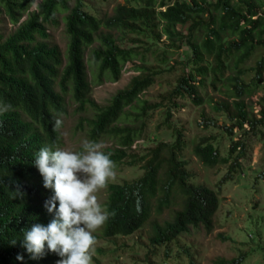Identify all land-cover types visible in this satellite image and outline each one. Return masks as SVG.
<instances>
[{
    "label": "trees",
    "instance_id": "trees-1",
    "mask_svg": "<svg viewBox=\"0 0 264 264\" xmlns=\"http://www.w3.org/2000/svg\"><path fill=\"white\" fill-rule=\"evenodd\" d=\"M123 1L112 14L98 16L85 8L83 0H42L33 11L29 9L35 0H0V264H57L60 259L54 253L30 259L21 239L32 224L46 225L52 219L44 208L52 192L43 187L32 161L41 147L60 148L68 99L77 105V112H93L87 120L89 141L114 134L119 147L107 153L114 165L129 159V165L143 170L135 180L106 184L102 207L110 215L101 228L103 238L146 230V257L155 258L162 248L167 258L191 230L214 231L219 194L190 182L187 164L179 159L185 148L180 131L172 144L161 142L142 156L127 154L143 135L148 112L163 106L141 99L163 71L147 65L146 52L164 64L167 54L182 46L189 51L182 74L163 96L171 106L166 120L178 100H187L225 114L230 134L243 131L227 155L214 137H201L193 146L202 165L229 164L219 189L240 168L247 136L264 128V93L255 103L256 113L254 105L246 102L264 91V0ZM61 11H67L64 53L47 32L58 24ZM4 18L16 26L13 32L4 33ZM125 41L131 46H121ZM160 43H166L165 51H160ZM253 59L254 65L246 68ZM131 61L139 62L134 63L138 74L106 106L94 103L92 85L117 82ZM208 81L214 88L220 84L232 100L207 97L203 91ZM57 119L61 121L58 128L54 127ZM202 120L205 128L215 125L204 115ZM182 253L189 258L188 264H195L189 250L180 248ZM17 254L24 260L18 261ZM243 257H215L210 264H240Z\"/></svg>",
    "mask_w": 264,
    "mask_h": 264
},
{
    "label": "rangeland",
    "instance_id": "rangeland-1",
    "mask_svg": "<svg viewBox=\"0 0 264 264\" xmlns=\"http://www.w3.org/2000/svg\"><path fill=\"white\" fill-rule=\"evenodd\" d=\"M41 1L35 0L29 11L36 10ZM83 2L88 11L98 16L110 15L118 4L124 3L123 0H83ZM66 13L67 11L59 12L58 24L50 26L47 31L50 35L49 40L60 47L63 53L67 48L63 20ZM25 18L26 16L21 17L20 21L22 22ZM2 28L4 33L8 34L13 32L16 26L12 25L8 18H4ZM162 41H166V38L163 37ZM121 46L130 47L131 42L125 41ZM159 47L161 52L165 51L166 43H160ZM145 54L148 66L153 65L163 71L157 82L142 94L141 99L150 104L162 102L163 106L148 112L144 119L143 135L126 150L127 154L142 156L161 142L172 144L175 142L177 131H180L183 134L185 148L180 152L179 159L187 164V169L191 174L190 182L194 185H205L219 194L215 229L211 234L193 229L179 239L178 247L172 248L167 258L163 255L162 248L158 250V255L155 258L152 256L147 258L146 230L138 231L133 236L109 239L101 236V226L94 233L96 238L91 264H188L189 258L183 253L179 254L180 248L190 251L191 260L195 264H210L215 257L232 259L240 256H244L240 264H264V128L257 135L247 136L246 156L241 160L240 168L219 189L218 183L228 173L229 164L215 168L206 167L194 155L193 146L201 137H214L222 154L227 155L232 143L242 137L243 131L230 134L227 132V128L231 124L225 114L214 113L208 104L196 107L187 100H178V107H172L169 110L171 117L166 120L168 109L171 106H169L170 102L163 100V96L174 86L176 78L182 74L184 67L182 62L186 61L189 51L186 46H182V48L167 54V62L164 64L158 63L154 54L150 52ZM254 62V59L249 61L245 67L253 66ZM134 63L139 64L138 61L125 64L122 76L117 82L106 80L102 84H93L90 98L94 103L106 106L118 90L126 87L132 77L138 74L135 71ZM230 73L228 72L227 76ZM249 74L251 77L254 75L253 72ZM222 89L220 84L214 88L208 81L203 93L207 94V97L231 101L232 99H228L223 94ZM263 93L264 91L259 90L246 100L248 104L254 105V113L258 110L255 103ZM67 102L66 111L62 116L63 125L60 128L62 139L60 148L82 151V142L89 141L87 120L94 114L90 109L86 112H77V105L71 103V99H68ZM203 115L215 125L205 128L202 120ZM98 143L102 145L101 150L105 153L112 152L119 147L117 139L112 133L104 136ZM129 161L126 159L122 163L115 164L114 176L107 183L132 181L143 174V170L139 166H131ZM106 188L105 186L95 193L101 205L106 199ZM167 215L165 211L163 217L167 218Z\"/></svg>",
    "mask_w": 264,
    "mask_h": 264
},
{
    "label": "clouds",
    "instance_id": "clouds-1",
    "mask_svg": "<svg viewBox=\"0 0 264 264\" xmlns=\"http://www.w3.org/2000/svg\"><path fill=\"white\" fill-rule=\"evenodd\" d=\"M61 121L57 119L54 127ZM94 141L82 142V151L41 147L32 164L43 187L52 195L44 208L52 219L45 225L32 224L23 231L21 246L32 260L56 254L57 264H91L95 235L110 213L98 202L95 193L114 176V162ZM16 240L12 243L15 244ZM23 261L24 256L17 254Z\"/></svg>",
    "mask_w": 264,
    "mask_h": 264
}]
</instances>
